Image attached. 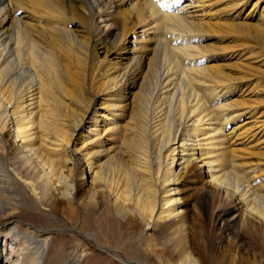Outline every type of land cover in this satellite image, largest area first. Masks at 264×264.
Listing matches in <instances>:
<instances>
[{"label": "bare ground", "instance_id": "obj_1", "mask_svg": "<svg viewBox=\"0 0 264 264\" xmlns=\"http://www.w3.org/2000/svg\"><path fill=\"white\" fill-rule=\"evenodd\" d=\"M204 3L0 0V264L46 260L43 237L15 229L19 200L71 217L74 194L85 180L84 206L109 193L119 202L123 220L136 215L145 231L168 226L153 254L158 244H147L151 237L136 239L140 252L154 261L248 264L231 252L247 235L260 249L264 187L254 184L252 164L241 163L229 136L235 130L231 126L245 119L254 128L256 120L264 124V115L256 117L249 107L255 102L242 99L243 89L252 84L234 86L231 81L241 79L199 66L210 60L190 33ZM232 7L239 8L237 17L255 19L258 13L263 20L264 0H232ZM145 21L148 29L133 37ZM234 27L245 34L262 32L264 42V30L247 23ZM147 30L153 38L144 43ZM249 53L239 67L262 74L261 54ZM73 89L85 104L82 110L72 102ZM233 97L239 100L231 102ZM55 105L69 121L55 114ZM255 141L263 145L264 135ZM120 146L123 162L111 155ZM187 182L184 196L180 186ZM194 191L199 194L190 215ZM218 202L217 209L227 202L235 206L226 217H217L222 228L213 231V241L200 213ZM5 219L7 225H1ZM128 240L125 244H132L133 238ZM75 245L68 264H80L87 253Z\"/></svg>", "mask_w": 264, "mask_h": 264}, {"label": "rangeland", "instance_id": "obj_2", "mask_svg": "<svg viewBox=\"0 0 264 264\" xmlns=\"http://www.w3.org/2000/svg\"><path fill=\"white\" fill-rule=\"evenodd\" d=\"M201 1L205 3L196 14L197 18L193 19L195 25H193L191 30L192 33L190 34L192 35L193 42H196V44L204 50L206 57L210 62L199 66L215 68L219 71L230 74L235 79H241V81L235 82L230 80L233 84L236 83L234 86H240V84H252L246 91L243 89L244 92L242 94V99L247 101V103L249 101L255 102V106L249 107H252V110L254 109L257 111L256 117L264 115V72L260 75H258L255 70L251 73H246L245 69L239 67L240 61L243 62L245 58L251 56L250 54L252 53L249 52H253V54L255 53L257 56L261 54V58L264 60V42L260 41L263 40L261 39L263 33L257 32L256 34L254 31H249L250 34H245L235 30L237 28L234 27L238 24L247 23L248 26L264 30V17H262L263 20L261 17L259 19L258 13L257 16H255V19H249L250 17L246 19L237 17L236 15L239 8L236 10L232 7V0ZM261 16H264V13L261 14ZM150 22L145 21L142 23L139 26V30L137 29L132 32V36L135 37L137 32L142 29H148ZM150 33L152 32H148L147 30L145 36H148L144 38V43L150 38H153V33L151 35ZM198 40H200V42ZM130 48L132 49V47ZM112 54H114V51ZM112 54L111 56H113ZM212 55L218 58H215ZM59 70H61L60 66ZM262 70L264 71V66H262ZM88 72L89 71H87V73ZM87 77L88 75L86 78ZM137 89L135 91H137ZM123 91L125 92V90ZM56 99L59 101V97ZM70 99H72V97L68 98L65 102L68 109ZM79 100L80 95L78 91L73 89L72 102L78 109L82 110L85 104L81 105L78 102ZM237 100H239L238 97H233L231 102ZM58 109L59 107L55 105V114L59 116L61 115L65 120H68L65 113L63 111L59 113ZM246 109H248V107H246ZM222 118L223 117L220 119ZM262 118V121H264V116H262ZM246 121L249 120L245 119V121L236 123L234 127L231 126V129L235 130L232 136H229V138H231L229 145L231 144V149L236 150L235 154L241 159L242 164H252L251 168L254 169V174L257 179V182H254V184L256 186L261 185L264 187V144L259 145L261 143L256 144L258 141H255L258 137L264 135V128L262 127L264 124H261L256 120L254 123L258 122V124L256 125V128H254V124L251 125V123L250 126L246 125ZM258 127L260 128L258 129ZM259 131L263 132L258 134ZM228 133L229 130L226 134ZM112 142L116 144L117 140H113ZM73 146L74 145L71 144L68 151L71 152ZM119 149H121L119 150V153L114 150L111 155L118 157L121 162H123L126 160V155L124 156L121 153V151L124 150L121 146ZM256 152H258L257 156L250 155V153ZM18 165L20 166L19 161ZM13 168H17V164H14ZM86 171L88 173L87 168ZM195 175L196 173L192 176V179L196 180L197 176ZM87 181L90 183V179L87 178ZM188 186L189 182L185 183L184 186H180L182 192L185 190L183 193L184 196L187 195L186 190ZM88 188L89 186L85 180V183L80 185L78 191L74 194L75 203L71 204V207L73 206L72 208H75V212L73 214L70 213L73 218L67 217L70 215L68 213L67 215L65 212L61 213L54 210H47V207L43 206L42 203L37 205L35 204V201H28L27 203L24 200H19L20 206H18V213L12 217L14 219L13 221H15L14 225L17 226L15 229H19L20 231H18L21 233H36V235L43 237L47 246L45 255L46 260L43 264H68L73 260L72 252L76 248L75 243L86 247L87 249V253L81 260L80 264H123L122 261H129L138 264H153L154 262V264H166L165 259L154 261V259L150 257L147 258L143 255V253L140 252L139 243L136 240L138 237L147 238V240L151 237V242L147 241V244H158L157 248L153 249V254L160 248L162 239L168 233V226L166 224L162 226L160 230H152L149 228L145 231V225L142 224L136 215H128L127 218H131V221H128V219L127 221L123 220L122 217L119 216V202L116 203L113 201L115 199L109 193H106V196H96L89 204L90 206H84L80 200L84 199L85 194H87L86 189L87 191L89 190ZM194 192L195 194L190 198L191 203L187 206L190 215H194L192 208L195 203H193V201L198 196L197 194H199L197 191ZM107 195L109 197H107ZM218 199L216 200L218 201ZM219 202L212 210L209 207V210L206 209L207 211L205 210V212L202 210L200 213L203 223L208 228L207 233L209 234V237L214 234L213 231L222 228V223L218 222L217 217H226L235 206L233 202H227L221 208L217 209L216 207L219 205ZM115 207H118V209ZM84 208H86V210ZM7 220L8 219L3 220L1 225H7ZM251 232H253L252 239L254 240L253 236L255 235V228L251 227ZM247 236L240 239L242 243L240 244L241 246L237 244L239 240L235 241L236 247L234 246L235 248L231 249V252L234 254L236 251L241 257H244L249 261L248 264H264V241L263 244L260 245V249H254V243L251 240V237L249 235ZM132 238V244H125L129 242L128 239ZM210 239L213 241L214 239L216 240L214 237H211ZM2 244L3 242H1V245Z\"/></svg>", "mask_w": 264, "mask_h": 264}]
</instances>
